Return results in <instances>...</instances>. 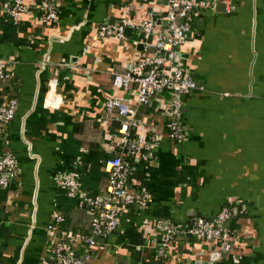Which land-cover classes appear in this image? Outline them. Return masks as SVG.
Segmentation results:
<instances>
[{
	"label": "crops",
	"instance_id": "1",
	"mask_svg": "<svg viewBox=\"0 0 264 264\" xmlns=\"http://www.w3.org/2000/svg\"><path fill=\"white\" fill-rule=\"evenodd\" d=\"M22 1L27 9L19 21L0 12V64L10 74L0 82V104L16 100L0 154L10 151L18 165L0 186V264H50L52 211L64 215L63 227L74 235L88 232L89 214L57 181L75 168L81 190L103 191L117 122L103 118L102 103L122 95L112 74L139 56V36L131 30L125 40L95 37L98 23L120 16L123 0H52L56 19L49 23L39 0ZM130 1L132 20L150 10L154 32L164 26L163 0ZM178 56L196 83L179 112L185 136L167 137L166 90L144 105L130 98L141 120L133 134H157L145 160L127 158V185L147 191L148 203L121 208L118 227L95 237L88 264H264V0H218L198 10ZM230 202L234 212L223 223L228 251L187 234L165 241L154 226L188 225Z\"/></svg>",
	"mask_w": 264,
	"mask_h": 264
},
{
	"label": "built area",
	"instance_id": "2",
	"mask_svg": "<svg viewBox=\"0 0 264 264\" xmlns=\"http://www.w3.org/2000/svg\"><path fill=\"white\" fill-rule=\"evenodd\" d=\"M216 1L218 0H163L164 26L155 32L154 17L150 10L140 20L130 18L133 10L130 0H123L117 19L97 24L94 33L97 39L112 36L125 40L124 30L129 27L139 36L133 43H140L141 48L139 56L123 71L112 74L111 84L122 95L110 96L102 103L103 118L111 116L117 122L108 145L112 154L104 161L107 180L103 191L88 194L81 190L75 168L68 170L57 181L65 194L75 197L77 205L87 211L89 222L86 234L74 235L63 227L65 217L62 213H50L47 225L51 233L47 243L50 264H88L96 245L95 237L106 235L118 227L121 208L126 205L143 208L147 205L149 193L127 185V158L138 157L145 160L147 150L157 141V134H133V130L141 125V120L136 116V108L131 105L130 98L133 97L135 105H144L153 95L166 90V106L172 116L167 124V137L174 142L184 138L185 129L179 112L183 97L195 88L196 83L185 71L178 56V47L188 37L192 16ZM37 6L44 22L49 23L56 19V5L52 0H39ZM26 9L27 5L22 0H2L0 3V12L14 22L21 19ZM149 35L153 36L151 40H148ZM86 49L87 47L82 48V53ZM9 79L10 74L0 64V82ZM15 107L14 98L6 99L0 104V133L4 125L13 119ZM17 168L16 158L10 151L0 154V186H6L14 179ZM233 212L234 204L230 202L222 205L212 217L198 216L188 225L156 220L154 226L162 232L165 241L175 234H187L197 239H208L216 243L221 251H228L230 241L223 223ZM161 252L159 249L158 253Z\"/></svg>",
	"mask_w": 264,
	"mask_h": 264
},
{
	"label": "water",
	"instance_id": "3",
	"mask_svg": "<svg viewBox=\"0 0 264 264\" xmlns=\"http://www.w3.org/2000/svg\"><path fill=\"white\" fill-rule=\"evenodd\" d=\"M130 31H131V29H130L129 27H126L125 30H124V33L126 34V33L130 32ZM136 46H137L139 49L141 48V44H140V43H137ZM187 223L191 224L192 221H191V222H187Z\"/></svg>",
	"mask_w": 264,
	"mask_h": 264
},
{
	"label": "trees",
	"instance_id": "4",
	"mask_svg": "<svg viewBox=\"0 0 264 264\" xmlns=\"http://www.w3.org/2000/svg\"><path fill=\"white\" fill-rule=\"evenodd\" d=\"M4 82L7 83V82H9V80H6V81H4ZM4 92L7 94V92H8V91H7V86L4 88ZM8 97H9V95H8ZM7 99H8V98H7Z\"/></svg>",
	"mask_w": 264,
	"mask_h": 264
}]
</instances>
